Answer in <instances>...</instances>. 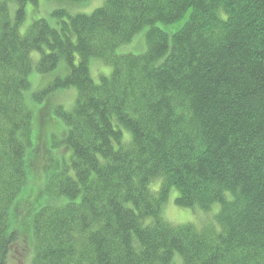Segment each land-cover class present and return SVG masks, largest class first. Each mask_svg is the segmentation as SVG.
<instances>
[{
	"label": "trees",
	"instance_id": "16d2710c",
	"mask_svg": "<svg viewBox=\"0 0 264 264\" xmlns=\"http://www.w3.org/2000/svg\"><path fill=\"white\" fill-rule=\"evenodd\" d=\"M30 4L0 0V264L31 223L30 264H264V0H102L24 29ZM140 32L143 51L119 52ZM92 59L111 66L99 80ZM33 74L53 76L28 102ZM59 118L69 162L53 168L49 147L22 229L13 203L36 129ZM171 189L177 206L217 212L171 222Z\"/></svg>",
	"mask_w": 264,
	"mask_h": 264
},
{
	"label": "rangeland",
	"instance_id": "374dc122",
	"mask_svg": "<svg viewBox=\"0 0 264 264\" xmlns=\"http://www.w3.org/2000/svg\"><path fill=\"white\" fill-rule=\"evenodd\" d=\"M102 3V0H87L82 2H69V1H53V0H39L38 6H33L30 4L28 6V15L27 19L23 25V28L25 29L26 26H28V22L31 21L33 18L36 17H46L49 21H55L53 17V13L58 9H65L67 12L74 14V13H91L95 8L100 6ZM34 8L33 11H31ZM164 28L168 32H172L174 30V27L172 26H164ZM143 36V37H142ZM144 43V44H143ZM145 39H144V32H140L136 35V38L134 39L133 43H129L126 45H123L118 48L119 52H128L133 51L135 53L139 52L143 46H145ZM146 47V46H145ZM145 49V48H144ZM143 49V50H144ZM141 50V51H143ZM63 67V64H60V68ZM111 66L106 65L103 63L100 59H92L90 62V73L94 80H99L100 75L108 74L110 71ZM102 71V72H101ZM45 76H53L52 74H46V75H37L33 74L30 77L32 86L25 92V98L26 101H30V96L33 91H35V88H37L40 83L46 79ZM59 98L57 100L58 103L62 104L66 109L70 108L72 106L73 97L76 96V90L75 88H68L61 93L58 94ZM47 96L45 99L39 103H35L37 107L41 106L45 103ZM33 101V99H31ZM45 105V104H44ZM35 120H38L35 119ZM55 120H51L48 122V124L45 127V131L40 132V129H36V138L40 141H37L36 149L39 155L33 159L35 161L31 162L32 159H30V164L36 163V165L32 168L33 171V180L29 182L28 186H25L20 192V194L15 199L14 205L17 204L16 211H18L16 216H13L12 222L18 225L17 227H20L22 229L28 228L29 225V218L31 211L34 210V206L32 202L36 201V193L38 188L41 186V181L43 179V175H41V168L46 165V155L47 152H49V147L51 148V152L53 153V156L55 157V160L58 164L54 165L53 168H60V166L63 165V163H68L70 158V151L69 147L62 142L63 136H61L62 126L63 130L65 127V121L62 118L57 119V122ZM56 128V130H54ZM42 130V128H41ZM53 131V132H51ZM55 131V132H54ZM46 132V133H45ZM49 135V137H48ZM47 138V139H46ZM42 139H46L45 141H49L46 145L45 142L42 141ZM55 145V146H53ZM68 147V148H67ZM177 195V192L175 189H171L169 197L167 202L162 207V216L165 217L167 220L171 222H178L183 223L187 221H192L198 224H201L214 215L216 213L218 206L215 205L213 209L209 212H203L199 209L194 208H181L175 204V196ZM45 197V196H44ZM42 198L38 205H42L45 203V198ZM40 202H42L40 204ZM38 206V207H39ZM13 207V205H12ZM11 207L10 211V218L13 211V208ZM37 207V208H38ZM31 228V242L29 239H25L23 241V244L21 245V251L22 253L16 256H13L8 261V264H30L32 257L34 255L33 253V242H32V223L29 226V230ZM29 233V234H30ZM32 244V245H31ZM173 264H182L180 258H176L173 262Z\"/></svg>",
	"mask_w": 264,
	"mask_h": 264
}]
</instances>
